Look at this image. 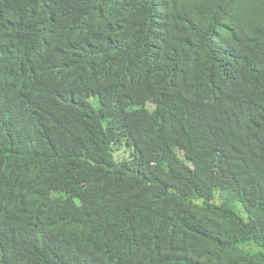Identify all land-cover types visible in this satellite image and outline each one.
<instances>
[{"label": "trees", "instance_id": "trees-1", "mask_svg": "<svg viewBox=\"0 0 264 264\" xmlns=\"http://www.w3.org/2000/svg\"><path fill=\"white\" fill-rule=\"evenodd\" d=\"M0 90V264H264V0H0Z\"/></svg>", "mask_w": 264, "mask_h": 264}, {"label": "clouds", "instance_id": "clouds-1", "mask_svg": "<svg viewBox=\"0 0 264 264\" xmlns=\"http://www.w3.org/2000/svg\"><path fill=\"white\" fill-rule=\"evenodd\" d=\"M45 20V19H44ZM43 20V21H44ZM4 94L1 92V90H0V108H1V106H2V104H3V102H4ZM150 109L152 110V111H155L156 110V106L155 105H151L150 106ZM179 155H180V157H181V159H184V160H186L185 159V156H184V153L182 152V151H179Z\"/></svg>", "mask_w": 264, "mask_h": 264}]
</instances>
